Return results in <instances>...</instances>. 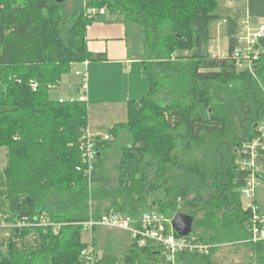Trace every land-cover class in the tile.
I'll return each instance as SVG.
<instances>
[{"label": "trees", "instance_id": "obj_1", "mask_svg": "<svg viewBox=\"0 0 264 264\" xmlns=\"http://www.w3.org/2000/svg\"><path fill=\"white\" fill-rule=\"evenodd\" d=\"M65 3L0 0V148L7 157L0 213L13 224L0 242V264H85L77 222L148 209L189 214L198 240L250 246L264 264V242H245L250 212L241 196L250 173L241 148L264 123V38L253 69L244 70L234 57L240 10L224 17L228 54L210 52V24L223 19L226 0H75L70 12ZM89 7L139 29L148 82L128 102L126 122L108 129L113 140H97L90 177L78 170L88 102L53 95L74 64L106 59L88 47V28L100 17L90 18ZM42 217L62 223L59 232L38 225ZM27 221L33 225H22ZM156 246L131 243L123 257L104 253L100 264L161 262ZM217 250L180 252L177 264H220L212 259Z\"/></svg>", "mask_w": 264, "mask_h": 264}, {"label": "built area", "instance_id": "obj_2", "mask_svg": "<svg viewBox=\"0 0 264 264\" xmlns=\"http://www.w3.org/2000/svg\"><path fill=\"white\" fill-rule=\"evenodd\" d=\"M226 1L231 2L232 0ZM105 14V8L89 7L87 9V15L90 18ZM242 22L244 26L240 29L237 36L239 43L234 51V57L240 69L252 70L254 60L257 59L259 54L260 48L258 45L260 44V40L264 38V23L258 25L256 28H252L247 16H245ZM243 42H245L244 46L241 45ZM87 63L86 61L85 64ZM76 73L81 76L83 87L86 89V71H77ZM31 86L33 90H36L38 82L32 80ZM63 99L60 98V101H63ZM258 130L259 135L251 141H245L241 148L242 153L246 156L245 161L241 165L250 171L241 188L243 208L250 212L249 222L247 223L249 236L245 239V242L250 243L264 242V212L256 195L258 189L264 184V177L258 175L259 172H264L260 165V159L263 155L262 151L264 150V123L260 124ZM111 138L112 135L108 132L104 135L99 134L95 136L87 130L80 144L84 165L78 166V170H84L90 177L98 155L97 140L110 141ZM173 217L156 209L144 210L137 216L112 210L99 217L91 215L89 219L77 222V224L83 227V233H90L91 236H93L96 228L107 227L127 232L132 243L136 242L138 246H145L148 241H152L157 245L154 250L159 252L163 260L147 264H177V257L180 252L188 250L209 254L212 247L216 246V244H209L198 240L197 236L193 235V233L187 236L177 235L172 225ZM2 219L3 214L0 213V228L13 226V224L3 223ZM36 223L43 226L52 225L56 233L59 232V228L62 225V223H54L44 217L40 218ZM22 225L33 224L27 221ZM94 240V237L84 239L86 246L81 251V258L85 264H100L103 258V253L94 244ZM117 264L123 263L117 262Z\"/></svg>", "mask_w": 264, "mask_h": 264}, {"label": "crops", "instance_id": "obj_3", "mask_svg": "<svg viewBox=\"0 0 264 264\" xmlns=\"http://www.w3.org/2000/svg\"><path fill=\"white\" fill-rule=\"evenodd\" d=\"M240 10L241 18L239 27L242 29V20L247 16L252 26H258L264 23V0H232L229 3H221V15L223 19H217L211 22L210 32V52L216 56H226L228 52L229 38L227 35V24L224 22L228 16L237 14ZM104 21V22H103ZM100 22V23H98ZM117 26V32L111 33L110 31L101 30V27ZM256 24V25H255ZM91 30V31H90ZM90 31V32H89ZM227 39V51L222 52L221 38ZM130 35L129 27L116 15L109 14L102 15L95 20L88 28V47L95 54H105L106 59L103 61L89 63V91L93 87L94 101L97 104H103L105 106L104 111L97 110L91 114L89 109V125L96 127L98 125L97 117L102 119L99 121L100 125L105 129H109L116 123L126 122L127 120V107L130 100L140 99L148 90V82L146 85V77L143 74L141 62L136 54H130ZM221 52V53H220ZM93 64L94 76L91 78V64ZM81 65V64H80ZM83 65V64H82ZM108 69V74L101 75L103 69ZM83 69V68H80ZM110 77H115L117 84L114 89L107 92H101L97 94V89H106L111 86L109 82ZM79 79L78 76H76ZM70 86V95L67 97L58 95L64 99H76L83 96L74 95L77 91V87ZM117 89V91H114ZM83 99V98H82ZM88 96L86 101L88 102ZM91 100V97H90ZM103 101L102 103H100ZM89 131V130H88ZM99 135L98 133H91ZM259 201V200H258Z\"/></svg>", "mask_w": 264, "mask_h": 264}, {"label": "rangeland", "instance_id": "obj_4", "mask_svg": "<svg viewBox=\"0 0 264 264\" xmlns=\"http://www.w3.org/2000/svg\"><path fill=\"white\" fill-rule=\"evenodd\" d=\"M75 0H67L66 1V10L70 12V10L73 8ZM99 17L96 18L98 20ZM250 21V20H249ZM104 22V21H103ZM225 22V21H224ZM100 23V22H98ZM251 24V22H250ZM119 23H116L115 26H110V27H101V30L104 31H110L111 33H116L117 32V26H119ZM256 25V24H255ZM241 26H244L241 24ZM252 26V25H251ZM252 28H256V26H252ZM91 31V30H90ZM89 31V32H90ZM139 29L135 25H129V35H130V47H129V52L130 54H136L138 57H140L141 54V47L139 46V39L138 34H139ZM221 43H222V52L227 51V39L226 37L221 38ZM242 46L245 45V42L241 44ZM261 51H264V44L260 47ZM221 53V52H220ZM228 54V52H227ZM86 62V61H85ZM85 62L82 63H76L73 65L72 70L70 73H67L64 75L62 81L58 86L55 87L53 95L55 97H59L58 95L63 96H68L70 95V84L73 86V88L77 87V89H74L73 91H77L76 94L77 96H83L81 99L86 101V97L88 96V107L90 109V112L93 116L95 111L100 110L104 111L105 106L103 104H97L98 102L94 101V94L95 91L93 87L89 91V63L90 61H87L88 63L85 64ZM99 62V61H95ZM81 64V65H80ZM83 64V65H82ZM93 64H91V78L94 76V71H93ZM83 68V69H80ZM86 71L87 73V83H86V89L83 87L82 84V78L80 75H77V71ZM108 74V69H103L101 72V75ZM76 76L79 77V79L76 78ZM109 82L111 84L110 87L106 89L98 88L97 89V94H100L101 92H107L111 89H114V86L117 84V81L115 77H110ZM146 85H147V80H146ZM114 91H117L115 89ZM68 92V95H67ZM91 97V100H90ZM68 98V97H67ZM101 101L100 103H102ZM98 119V125L96 127L90 126L89 125V132L90 133H98L100 135H104L108 132L107 129H105L103 126L100 125L99 121L102 119L101 117H97ZM113 140V136L110 139V141ZM123 142H126L127 139L124 138L122 139ZM123 142H120L119 145H121ZM5 149L0 148V170L4 168L7 157L5 155ZM264 168V165H263ZM257 199L259 200L260 206L262 208V211L264 212V184L258 189L257 191ZM6 214H3V219L2 222L6 223ZM9 235V230L8 228H1L0 230V242L2 239H5L6 236ZM91 237H94L95 241L97 242L96 246L100 250L101 253H105L109 256H116L118 259L123 257V255L126 253L127 249L129 248V244L132 243L129 235L127 232L118 230V229H111L107 227H99L96 228L94 231L93 236H91L90 233H83V239H89ZM232 242H226V243H220L218 241L216 243V247L218 250L215 252V254L212 256L213 260H216L220 264H253V261H256L258 264V259L253 251V248L250 246H233L232 244L236 245V243ZM5 249V248H4ZM107 264H113V263H107ZM117 264V263H116Z\"/></svg>", "mask_w": 264, "mask_h": 264}, {"label": "water", "instance_id": "obj_5", "mask_svg": "<svg viewBox=\"0 0 264 264\" xmlns=\"http://www.w3.org/2000/svg\"><path fill=\"white\" fill-rule=\"evenodd\" d=\"M56 2H65L67 0H55ZM172 225L179 235L187 236L192 233L194 217L184 212L177 213L172 220Z\"/></svg>", "mask_w": 264, "mask_h": 264}]
</instances>
